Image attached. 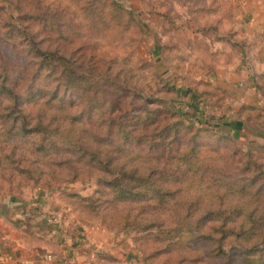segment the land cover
I'll return each instance as SVG.
<instances>
[{"label":"rangeland","instance_id":"rangeland-1","mask_svg":"<svg viewBox=\"0 0 264 264\" xmlns=\"http://www.w3.org/2000/svg\"><path fill=\"white\" fill-rule=\"evenodd\" d=\"M232 1L0 0V76L7 77L12 91L23 95L19 101L25 100L24 104L14 106L0 96V198L22 201L23 197L48 195L50 199L41 201L47 206L41 202L38 206L43 214L41 223L55 226V222H47L50 217L58 221L57 226L65 224L79 230L81 225L104 227L113 239L112 244L121 248L122 255L116 257L98 250L92 264H264V239L253 235L254 231L257 234L264 229V191L256 192L264 182L261 176L264 149L247 160L244 156L247 149L239 148L215 122H209L211 127L207 128L203 121L198 126L206 130H199L176 117L177 107L184 102L175 97L174 87L165 83L168 75L156 73L155 69L162 63L153 59L158 46L161 56L178 54L185 56L182 62H189L190 58L194 63L204 62L208 43L202 37L230 34L226 18L234 14ZM31 37L47 56L57 53L60 61L50 60L42 77L34 83L33 92L40 89L45 95L28 98L23 93L36 69V61L22 52L20 44L25 46ZM53 67H56L55 75L49 73ZM70 72L75 94L61 90L65 93L60 92L57 99L47 95L46 91L55 87L52 80H59L62 89ZM82 92L88 96L86 104L93 106L89 108L90 117L84 112V105H78L79 101L73 98ZM104 101L103 108H95ZM117 101L121 111L107 114V108ZM123 116L127 117L124 123L131 125L142 119H155V123L147 126L124 129L131 138L162 141L156 137L161 132L171 127H190L179 133L184 143H176L174 150L181 157L194 156L191 164L197 171L192 175L194 171L189 172L191 180L171 186L172 192L180 188L183 191L164 207L115 205L103 203L99 198L98 181L110 177L95 166L92 156L98 151L104 154L103 161L118 156L116 162L136 160L140 164L151 155L144 147H137L122 159L99 141L110 133L111 138H116L114 142H119L117 129H106L101 120ZM34 128L57 135L54 138L46 134L27 135ZM196 144L197 148L190 149ZM84 149L91 151L90 157L82 156ZM164 162L169 166L175 163L163 161L156 167L158 172L163 170ZM252 174L261 177L256 185L249 184L243 192L238 189L229 193L227 182L235 180L239 188L247 182L243 178ZM178 199L182 203L176 204ZM204 211H214L223 218L231 214V226L244 230L240 239H227L223 243L221 248L228 252L229 258L215 257V247L209 243L194 242L187 232L194 228V223H184L181 227L171 220L175 213ZM151 216L159 220L147 231L131 232L132 227L126 225L125 220L129 219L144 228ZM260 217L263 222L259 221ZM220 224L211 222L206 226ZM178 228L184 232L176 239L170 229ZM170 241H173L171 248ZM250 247L259 254L254 263L246 262L240 254ZM47 254L42 255L44 262Z\"/></svg>","mask_w":264,"mask_h":264},{"label":"crops","instance_id":"crops-1","mask_svg":"<svg viewBox=\"0 0 264 264\" xmlns=\"http://www.w3.org/2000/svg\"><path fill=\"white\" fill-rule=\"evenodd\" d=\"M232 12L226 18L230 34L202 37L208 43L204 62H182V54L161 56L157 46L153 59L162 64L155 71L168 75L165 83L174 87L175 97L184 102L180 110L191 122H215L239 148L255 149L264 145V3L233 0ZM47 197L0 198V264H92L98 250L121 257V248L102 226L79 230L41 223L38 206ZM47 253L53 261L42 260Z\"/></svg>","mask_w":264,"mask_h":264},{"label":"trees","instance_id":"trees-1","mask_svg":"<svg viewBox=\"0 0 264 264\" xmlns=\"http://www.w3.org/2000/svg\"><path fill=\"white\" fill-rule=\"evenodd\" d=\"M22 40H25L23 38ZM23 48V53L34 59L36 62V69L33 70L31 73V78L29 79V85L27 86L26 90L24 91V96L28 98H33L35 96L41 97L44 96L45 93L41 92L42 90H35L33 92L34 83L42 77V74L44 73L45 67L49 64L50 60L53 62H58L59 56L57 53H51L47 56L45 52L41 51V48L39 47V43L37 40H35L34 37H31L29 41L26 42V45L23 46L20 44ZM56 67H53L49 69V73L52 72V75H55ZM46 73V72H45ZM72 72L69 73V79L66 83V86L61 89V84H59V80H52L55 84V87L51 90H47V95H49L53 99L59 98L60 92L63 94L65 93V90L67 93H72L74 95L75 93L72 92L73 89L76 88L75 84L73 83L71 77ZM51 74V73H50ZM47 78V75L45 76ZM10 82L8 81L6 76H0V96L5 98L7 101H9L12 105L18 106L24 104L25 100L22 99L19 101L23 95H19L15 91H12L8 84ZM17 85V84H16ZM14 85V87H16ZM74 93V94H73ZM77 95V94H76ZM76 100H78V105H84L83 110L86 113L88 117L92 114V110L89 108H92V104H86L87 101H89L88 96L86 92H82V94L77 95L76 97H73ZM103 102L102 106H95L96 109H101L104 107ZM70 104H73V102H70ZM86 104V105H85ZM186 104V103H185ZM89 109V110H88ZM120 101H117L116 105L111 104L109 108H107L106 112L107 114L111 115L115 111L120 112L121 110ZM177 115L176 117H179L180 119H184V121H187L191 123L194 127L199 128V130L203 129L201 125L202 122H191L189 117L185 115L184 112H181L180 107H177ZM120 110V111H119ZM175 115V114H174ZM72 120L76 119V117H71ZM125 119H127L126 116L119 117L117 119L113 120H101V124L104 125L106 129L110 128H116L118 135H117V141L118 143H115L116 138H111L110 133L105 138H100L99 141L104 142L107 146L112 148L111 152L113 154H118L122 159L125 155H128L129 153H133L134 149L137 147H144L146 152L151 153V155L147 156L144 163L140 164L139 162H136V160H122L121 162H116L118 159V156H114L111 158V160H101L102 156L104 154L102 152H97L95 156H92L93 159H95V166L97 167L98 171L108 175L109 180H100L98 181V194L100 200H103V203H111L115 205H129V204H136L137 207L141 205H146L148 208H160L166 206L169 199L175 198V195L177 193H180L183 191L182 188L172 192L171 186L174 185H182L184 182H187L191 180V176L189 175V172L194 171L192 174H194L197 169L191 164V159L194 158L192 155H187L184 157H181L177 154V152L174 150V145L178 143V145H183L184 143L182 141V138L180 137L179 133L184 130H190V127H171L169 130H165V132H161L159 135H157V139H162V141H157L155 139H146L142 137H136L131 138V134L125 133L124 129L127 128H137L141 125L147 126L148 123H155L154 120H139L134 122L133 125L124 123ZM116 120V121H114ZM204 124L208 125L207 128L211 127L209 125L208 120H204ZM182 125V124H181ZM203 125V124H202ZM198 130V131H199ZM22 131H26L24 128H22ZM111 131V130H110ZM109 131V132H110ZM197 131V132H198ZM31 134H27L33 137L36 136H43L46 134L47 137L54 138L57 135V132H41L38 128H34L33 131L29 132ZM34 134V135H33ZM61 137L62 134H61ZM197 144L194 146L195 149L197 148ZM264 147H257L255 149H247L246 154L244 155L247 160L251 159V154H256L263 150ZM126 152V153H122ZM83 157H90L91 151L89 150H83V153H81ZM156 154V156H154ZM172 161L175 163H172L171 166L168 165L167 162L163 163V170L161 172H158L156 167L160 164H162L163 161ZM253 166V165H252ZM248 167V166H247ZM250 168V167H248ZM258 170V169H256ZM247 171V168L244 170ZM142 173L145 176H141ZM255 173V171H254ZM261 176H264V173ZM247 181L245 184H242L238 188V186L235 183V180H230L225 184V186H229L228 191L229 193L235 192L236 190L240 189L241 192L245 190L246 187L250 185H256V183L261 179V177H257L256 174H252L251 177L243 178ZM225 180H223L224 182ZM199 185H203V181L199 182ZM263 192L264 191V182L260 184L256 188V192ZM97 193V192H96ZM105 199V200H104ZM176 199V198H175ZM106 201V202H105ZM176 204L182 203L181 200L178 199ZM252 213L250 216L253 217ZM231 214L228 216H225L224 218L219 216L214 211H204L201 212V214H195V213H189V212H181V214L175 213L172 214L171 217H173L171 220L176 222L177 224L182 225L185 223H194L193 229L188 230L187 232L192 235V238L194 242H206L215 247L213 250V253L216 256L229 258L228 252H225L222 250L223 243L226 242L227 239H234L238 240L242 237L241 233H244V230L240 228H235L231 226V223H233ZM151 220L147 222V226L144 228H140L138 224L134 223L132 220L129 222L126 221V225L129 227L131 226L132 229L131 232H138L141 233L143 231H147L154 227V223L158 222L159 218H155L154 216H151ZM260 222H263V218H259ZM211 222H221L219 227H213V226H206L207 223ZM131 223V224H130ZM170 231H173L175 234V238L178 239L180 235L184 232L182 231V228L178 229H170ZM237 231H241L240 233H237ZM252 232V231H251ZM253 235L256 237L259 236L260 238L264 239V229L259 230L257 234H255V231L253 232ZM153 237L158 236L155 235ZM173 246V241H170L169 248ZM256 248L250 247L247 248L244 251H241L242 258L248 262V263H254L257 259H259L258 252H255ZM252 256V257H251Z\"/></svg>","mask_w":264,"mask_h":264},{"label":"built area","instance_id":"built-area-1","mask_svg":"<svg viewBox=\"0 0 264 264\" xmlns=\"http://www.w3.org/2000/svg\"><path fill=\"white\" fill-rule=\"evenodd\" d=\"M47 222H48V223H54V222H55L54 224L58 225V221H57L55 218L47 217ZM80 237L83 238L82 235H81ZM53 258H54V256H53L52 254H47V255L44 257V259H46L47 262H51V261H53ZM66 263H70V261H67V260H66Z\"/></svg>","mask_w":264,"mask_h":264}]
</instances>
